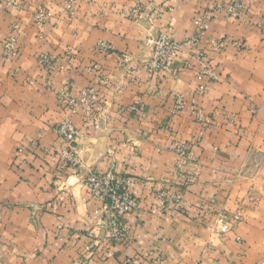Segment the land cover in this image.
<instances>
[{
	"label": "crops",
	"instance_id": "crops-1",
	"mask_svg": "<svg viewBox=\"0 0 264 264\" xmlns=\"http://www.w3.org/2000/svg\"><path fill=\"white\" fill-rule=\"evenodd\" d=\"M232 1L76 0L67 12L63 0H0V264L264 263V0H242L240 18L217 16L199 44L187 43L197 15ZM42 8L53 17L38 27ZM16 24L18 54L7 59L2 42ZM161 36L182 52L149 73ZM223 39L226 49L211 51ZM41 54L59 58L61 69L46 76ZM91 89L97 113L66 108ZM178 97L185 106L176 111ZM192 100L208 123L191 115ZM65 117L77 130L75 168L54 130ZM184 144L193 163L181 168L175 148ZM93 172L133 181L138 209L125 218L122 242H107L101 204L83 186ZM177 172L196 173L187 208L161 213L159 195L183 185ZM234 212L241 223L219 235L217 219Z\"/></svg>",
	"mask_w": 264,
	"mask_h": 264
},
{
	"label": "built area",
	"instance_id": "built-area-1",
	"mask_svg": "<svg viewBox=\"0 0 264 264\" xmlns=\"http://www.w3.org/2000/svg\"><path fill=\"white\" fill-rule=\"evenodd\" d=\"M6 4L8 8L13 9H20L22 5L20 2L12 1H9ZM63 6L65 11L71 12L76 6V0H63ZM141 12L142 6L137 4L130 11V18L132 20H137ZM244 12L245 3L242 0H234L227 4H210L206 8V11L203 15H197L195 17V34L187 41V43L192 44L193 46L199 44L202 37L207 32L209 23L213 18L222 16L230 19H238L244 14ZM52 17L53 15L50 11L42 8L33 15V22L38 27H44ZM19 30V25H14L11 28L8 37L2 42L3 54L7 59H12L18 54L17 39ZM228 44H230V42L227 39L211 41L210 48L211 51L220 53L226 49ZM153 45L154 55L150 63L147 64V70L149 73L165 70L169 63L178 57L179 54H181L183 46L182 44L170 40L165 36H161L156 39ZM236 47H240V45L237 44ZM98 48L105 53L111 50V47L105 43H100ZM203 57L204 55L202 52L195 55L196 60L201 62L203 61ZM59 62V58L48 54H41L37 58L38 66L45 71L46 76L48 77L61 69ZM205 68L203 71L204 75L211 77L214 76L210 68ZM205 91V85L200 84L197 91L198 94L202 95L205 93ZM95 103H97V93L94 89H91L86 91L82 99L79 101L74 99H66V108L73 114H77L79 110H82L85 114H88L89 107L93 106V109L96 111L95 113H97L98 107L95 105ZM184 106L185 103L183 98L178 97L175 101V110H182ZM131 110L135 109L133 108ZM190 112L198 122L208 123L202 110L196 107L195 100H192ZM91 119L94 121L95 127H98V116L94 114L92 115ZM54 130L64 145V148L61 151L62 160H64L72 168L77 167L79 165V160L73 152L77 138V130L71 119L69 117L63 118V120L55 127ZM17 152L21 154L22 149H19ZM175 154L177 157L178 167H189L193 163L192 155L188 145L184 144L177 146L175 148ZM177 173L179 174L178 176L182 180L183 185L180 184L179 190L175 191L174 193L163 192L159 195L161 203L156 210L161 213L179 212L187 208L188 204L184 198L185 186L193 182L196 173ZM132 185L133 181L131 179H117L109 174H99L96 172L90 173L83 183V186L89 193L90 197L96 201H99L101 204V208L100 210L96 211V215H98L101 219L102 226L106 232V240L109 243L122 242L127 237L128 228L125 224V218L138 209V203L133 198L131 193ZM241 221L242 217L239 212L221 214L217 219V224L219 225L218 234H226L228 231L234 229L239 223H241ZM126 264H137V261L135 259H129L126 261Z\"/></svg>",
	"mask_w": 264,
	"mask_h": 264
}]
</instances>
